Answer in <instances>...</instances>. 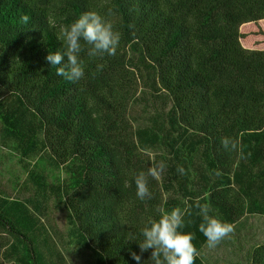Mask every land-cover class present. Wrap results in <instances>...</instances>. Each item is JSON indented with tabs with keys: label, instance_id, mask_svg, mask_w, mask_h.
<instances>
[{
	"label": "trees",
	"instance_id": "16d2710c",
	"mask_svg": "<svg viewBox=\"0 0 264 264\" xmlns=\"http://www.w3.org/2000/svg\"><path fill=\"white\" fill-rule=\"evenodd\" d=\"M89 10L122 38L114 56L82 52L85 76L73 83L45 57L64 50L61 29ZM263 19L264 0H0V144L34 197L67 208L68 237L90 264H137L130 253L157 209L198 200L234 231L244 216H264V50L240 40L241 25ZM133 58L169 101L137 126L125 119ZM225 136L246 158L222 148ZM149 149L168 167L140 201L132 177L144 161L134 158ZM196 212L184 230L195 233V264H208ZM39 230L26 201L0 195V264H61L43 255ZM230 263L264 264V243Z\"/></svg>",
	"mask_w": 264,
	"mask_h": 264
},
{
	"label": "clouds",
	"instance_id": "9594fccd",
	"mask_svg": "<svg viewBox=\"0 0 264 264\" xmlns=\"http://www.w3.org/2000/svg\"><path fill=\"white\" fill-rule=\"evenodd\" d=\"M22 20L27 23L28 17L23 16ZM128 27L131 29L134 25ZM60 38L63 41L64 50L48 52L45 60L50 67H55L56 75L75 83L85 76V65L81 59V53L86 51L89 57L114 56L120 45L122 33L100 13L89 10L64 26L61 29ZM221 146L225 151L236 152L241 159L246 158L244 146L237 139L222 137ZM167 167L165 161L156 160L153 157L146 171L133 174L135 195L138 200L153 199L149 188V177L156 179L166 171ZM176 172L181 176L185 175L183 166L177 165ZM214 174L222 175L218 170ZM193 208L197 209L196 215L200 218V222L196 227L205 237L207 248H216L234 232V226L231 223L212 214L211 206L207 203L201 204L198 200L190 204L186 203L184 207L176 206L163 212L157 209L158 215L148 217L141 228V239L137 243L139 254L131 252L132 259L137 264H143V254L150 252L147 260H150L151 264H195L199 256L193 243L195 233L184 230L195 223L192 219H186L192 216Z\"/></svg>",
	"mask_w": 264,
	"mask_h": 264
},
{
	"label": "rangeland",
	"instance_id": "374dc122",
	"mask_svg": "<svg viewBox=\"0 0 264 264\" xmlns=\"http://www.w3.org/2000/svg\"><path fill=\"white\" fill-rule=\"evenodd\" d=\"M240 31L242 33L240 40L244 47L264 50V19L244 23L240 26ZM132 61L136 62L137 69L133 67L130 69L138 75L133 77L130 74V81L125 82V87L131 94L125 105V119L136 126L145 125L153 111L156 108L169 107V104L167 105L169 101L165 95L151 87L152 84L156 88L153 81L154 72L151 69L145 70L141 64L138 65L136 58ZM128 72L129 70L125 71ZM154 154L151 149L139 152L138 158H134V161L141 164L139 160L141 159L144 161V166L138 172L147 170ZM25 178L26 174L17 164V159L12 158L7 148L0 144V195L8 200L26 201L36 214L40 229L39 247L43 255L61 264H90L87 253L75 247L68 237L70 226L67 208L55 204L52 200L43 202L40 197H34L30 184L28 181L25 183ZM151 187L153 182L150 177L149 188ZM235 227L236 230L231 234L233 236H230L229 242L235 243V247L232 248L233 244L227 247L228 242L225 239L214 249H209L207 246L203 248L200 254L208 264H232L231 261L239 259L246 261L247 253L256 245L264 243L263 215L244 216Z\"/></svg>",
	"mask_w": 264,
	"mask_h": 264
}]
</instances>
